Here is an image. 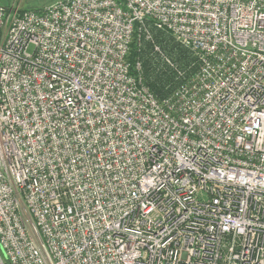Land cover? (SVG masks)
<instances>
[{"label": "built area", "instance_id": "built-area-1", "mask_svg": "<svg viewBox=\"0 0 264 264\" xmlns=\"http://www.w3.org/2000/svg\"><path fill=\"white\" fill-rule=\"evenodd\" d=\"M8 1L0 264H264V0Z\"/></svg>", "mask_w": 264, "mask_h": 264}, {"label": "trees", "instance_id": "trees-1", "mask_svg": "<svg viewBox=\"0 0 264 264\" xmlns=\"http://www.w3.org/2000/svg\"><path fill=\"white\" fill-rule=\"evenodd\" d=\"M155 38L178 65L185 66L194 59L191 50L181 44L171 33L158 30L155 31ZM151 48L148 42H144V46L139 47L135 41L131 46L129 61L132 63V72L135 73L133 66L135 60H142L146 83L158 97L163 98L174 88L175 74L172 69L164 67L156 61L155 55L151 53Z\"/></svg>", "mask_w": 264, "mask_h": 264}, {"label": "rangeland", "instance_id": "rangeland-1", "mask_svg": "<svg viewBox=\"0 0 264 264\" xmlns=\"http://www.w3.org/2000/svg\"><path fill=\"white\" fill-rule=\"evenodd\" d=\"M51 1V0H50ZM49 0H25L24 4H33V5H37V6H42L45 2H50ZM1 3H10V1L8 0H1ZM2 253L3 255L6 257V251L4 249H2Z\"/></svg>", "mask_w": 264, "mask_h": 264}]
</instances>
